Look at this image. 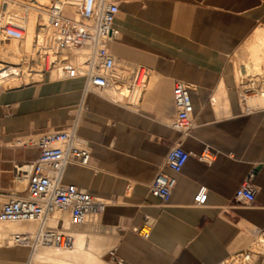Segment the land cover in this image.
Listing matches in <instances>:
<instances>
[{
  "label": "crops",
  "instance_id": "crops-1",
  "mask_svg": "<svg viewBox=\"0 0 264 264\" xmlns=\"http://www.w3.org/2000/svg\"><path fill=\"white\" fill-rule=\"evenodd\" d=\"M116 1L112 27L118 38L108 44L109 53L124 70L146 68L151 86L137 107L87 95L77 135L89 144V164L68 165L62 184L106 206L97 224L77 230L113 239L114 248L102 257L109 263L112 253L121 264H222L249 249L264 229V109L245 100L258 94L254 85L263 81L264 64L247 78L244 66L254 61L252 46H261L254 35L264 29V0ZM259 59L264 63V55ZM237 70L244 78L238 79ZM42 75L35 84L0 87L1 198L14 186L12 167L37 156L13 140L64 128L79 98L82 79ZM174 80L187 86L194 123L180 141L182 150L198 154L207 147L216 154L209 166L189 157L178 174L162 167L167 149L179 140L168 127ZM159 169L175 179L164 206L146 187ZM249 172L255 199L246 205L233 194ZM199 187L205 188V202L193 207ZM144 216L151 221L147 239L131 231ZM27 259V249L0 245V264Z\"/></svg>",
  "mask_w": 264,
  "mask_h": 264
},
{
  "label": "built area",
  "instance_id": "built-area-1",
  "mask_svg": "<svg viewBox=\"0 0 264 264\" xmlns=\"http://www.w3.org/2000/svg\"><path fill=\"white\" fill-rule=\"evenodd\" d=\"M5 1L1 0L2 5ZM116 14V0H47L43 8V22L52 40L49 48L40 46L36 52L43 73L52 71L58 80L82 79V87L72 117L64 128L17 138L12 142L15 147L37 151L32 162L12 167V178L23 177L24 188L21 192H9L0 207V223L35 225L31 233L12 235V243L27 249L28 253L36 247L69 248L72 238L62 231L63 220L58 216L67 213L68 225L78 227L98 217L106 206L105 201L89 196L84 190L62 184V177L68 165L87 167L89 164V144L77 135L80 116L86 110L87 95L119 92L124 87L120 69L113 70V58L108 52V44L118 38L117 30L112 27ZM22 31V25L11 19H7L1 28L3 36L13 41L20 39ZM79 50L86 52L85 58L73 64L69 55ZM147 72L146 68H134L130 73V84L143 87ZM257 93L264 109V85L258 88ZM170 98L174 114L168 127L179 134V140L167 149L162 167L178 174L189 157L209 166L216 154L207 147L198 154H191L180 146V141L194 128L186 84L174 80ZM252 178V172L244 177L233 194L234 201L246 205L253 203ZM174 186L175 179L159 169L146 187L148 194L164 206ZM205 198V188L199 187L192 198V206H203ZM150 228L151 221L144 216L142 224L131 231L147 239ZM256 235L260 252L252 258L250 253L242 251L236 255L234 264H253L257 257L264 259V229ZM108 256L112 264H121L112 253ZM23 264L32 263L27 259Z\"/></svg>",
  "mask_w": 264,
  "mask_h": 264
},
{
  "label": "bare ground",
  "instance_id": "bare-ground-1",
  "mask_svg": "<svg viewBox=\"0 0 264 264\" xmlns=\"http://www.w3.org/2000/svg\"><path fill=\"white\" fill-rule=\"evenodd\" d=\"M46 1L47 0H6V8L4 10L2 9L3 11L0 14V85L11 82L16 86H27L41 81L43 76L42 63L38 61L36 52L40 46L49 48L52 45L50 31L45 27L43 22V8ZM7 19H11L22 25L23 31L20 33L21 37L19 40L13 41L3 36L1 28ZM254 38L258 40L261 46H259V48L252 46L251 48V50H253L252 54L254 55V61L244 64L246 78L250 72L264 64L262 60L259 59V54L264 55V49H262V44H264V29L256 32ZM85 55L86 52L84 50L74 51L70 53L69 60L73 64H77L85 58ZM113 62V70L116 71L120 69L124 87L119 92L110 91L105 92L104 95L117 103L124 104L127 101L128 103L125 105L135 107L147 91L145 87L148 80H150L148 85L151 86L149 71L147 72V78L143 87L140 85L132 86L129 81L131 79V71L134 68L143 67L133 66L129 70H124L116 64L114 59ZM238 71L239 70H237L238 79L244 78L241 72ZM245 100L250 108L262 106L258 94L256 96L246 95ZM13 180L16 181L15 186L16 184H24V179L21 176L15 177ZM21 191L22 189L20 188L15 190V192ZM2 199L3 198L0 197V202ZM58 217L63 220L62 231L72 238V245L65 249L36 247L31 253H28V260L32 264H108L102 257L112 249L114 244L112 241L113 239H109V236L107 237V235L98 232L75 229L77 227L68 225L67 213H63ZM90 222L93 225L97 224V217H95V219L92 218V220H87L86 223L81 226L83 227ZM34 230L35 225L33 223H0V245L15 246L12 243L13 234L31 233ZM258 241L259 237L257 235L249 248L251 251L249 249V251L246 250L251 254L252 258L260 252L258 250ZM239 253L240 252L237 254ZM236 255L234 257L231 256L232 258L229 256V260H225L223 264H234Z\"/></svg>",
  "mask_w": 264,
  "mask_h": 264
},
{
  "label": "rangeland",
  "instance_id": "rangeland-1",
  "mask_svg": "<svg viewBox=\"0 0 264 264\" xmlns=\"http://www.w3.org/2000/svg\"><path fill=\"white\" fill-rule=\"evenodd\" d=\"M6 1H5V3H4V5H2V3H1V0H0V11H3L5 8H6ZM3 9V10H2ZM262 49H264V46H262ZM261 66H258L254 71H256V70H258L259 68H260ZM117 68H119V67H117ZM119 70V69H118ZM149 81L150 80H148V83H149ZM148 83H147V85H146V87H145V89L146 90H148L149 88H150V85H148ZM253 83V82H252ZM255 84V83H254ZM264 85V77H263V81H261L260 82V80H258V84L257 85H254L255 86V91H257L258 90V88H260L261 86H263ZM24 86V85H23ZM0 87H11V88H17V87H22V86H16V85H14L13 83H11V82H6L5 84H3V85H0ZM126 89H128V88H126ZM1 91H4L2 88H0V92ZM128 102L126 101L125 103H124V105L125 104H127ZM14 181V180H13ZM15 183H16V181H14V186H15ZM14 186H13V188H12V192H15V190H17V188H20V189H22L23 190V188H24V184H16V186H15V188H14ZM5 200H6V197L5 198H3L2 200H1V205H2V203H4L5 202ZM95 219V218H94ZM92 220V219H91ZM83 228V227H82ZM76 229H79V228H76ZM248 248H245L243 251H246ZM250 251H251V249H249ZM248 250V251H249ZM105 261V260H104ZM106 263H108V264H112V263H109V262H107V261H105ZM24 263V262H23Z\"/></svg>",
  "mask_w": 264,
  "mask_h": 264
}]
</instances>
